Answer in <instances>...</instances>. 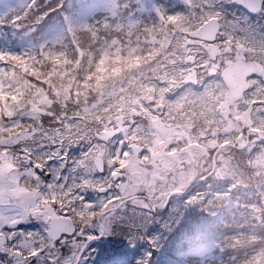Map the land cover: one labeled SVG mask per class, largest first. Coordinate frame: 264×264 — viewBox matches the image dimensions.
<instances>
[{
  "label": "clouds",
  "instance_id": "1",
  "mask_svg": "<svg viewBox=\"0 0 264 264\" xmlns=\"http://www.w3.org/2000/svg\"><path fill=\"white\" fill-rule=\"evenodd\" d=\"M101 2L0 12L29 40L0 66V198L23 221L0 224V264H76L105 221L193 215L217 264H264V0Z\"/></svg>",
  "mask_w": 264,
  "mask_h": 264
},
{
  "label": "snow or ice",
  "instance_id": "2",
  "mask_svg": "<svg viewBox=\"0 0 264 264\" xmlns=\"http://www.w3.org/2000/svg\"><path fill=\"white\" fill-rule=\"evenodd\" d=\"M242 5L248 9L256 10L259 0H240ZM16 17H13V20H16ZM21 59L18 55H13L10 52L0 51V66H3L5 61H19ZM107 211V210H106ZM14 220L15 224L20 227L22 230L23 221L16 216V210L11 207L10 204H6L5 201L0 198V224H3L5 220ZM119 230L122 234V237L127 240L129 245L134 246L138 240H147L150 245L155 247L157 245V237L149 236L148 229L144 226H137L135 221L132 220L131 223L119 225V229L112 224L111 221H105L102 224L97 225V228L91 232L86 233L82 237H77L76 240L71 241V246L76 248L79 251V258L76 259V264H80V260H86V253H89L93 249L94 244H101L106 241L110 236H113V233ZM61 231L59 226H55L53 231L50 233V238L55 240L57 233ZM3 244V241H0V245ZM23 247H28L29 242H22ZM4 249L0 246V252ZM36 253L33 252L32 255ZM151 252H146L143 257H141L136 264H150ZM71 259L69 258L67 264H71Z\"/></svg>",
  "mask_w": 264,
  "mask_h": 264
},
{
  "label": "trees",
  "instance_id": "3",
  "mask_svg": "<svg viewBox=\"0 0 264 264\" xmlns=\"http://www.w3.org/2000/svg\"><path fill=\"white\" fill-rule=\"evenodd\" d=\"M2 34L4 37L2 39L4 45H2V43L0 44L1 46L0 51L4 50L10 53H20L29 44V42H22V43L17 42L16 41L17 36L21 38L20 32L18 29H13L9 25H4V27L2 28ZM152 229L155 230V228ZM139 256L143 257L141 253H139ZM206 261L208 262V264H217L218 254L210 256Z\"/></svg>",
  "mask_w": 264,
  "mask_h": 264
},
{
  "label": "rangeland",
  "instance_id": "4",
  "mask_svg": "<svg viewBox=\"0 0 264 264\" xmlns=\"http://www.w3.org/2000/svg\"><path fill=\"white\" fill-rule=\"evenodd\" d=\"M6 3L10 2L11 0H4ZM101 0H84V3H82L78 8H77V13L79 16H84V15H88L90 14L93 10H96V4H99L98 2ZM100 7L103 8V4H100ZM116 238V236H115ZM112 239H110L109 237L106 239V241L102 242L105 244H109L111 243ZM119 241V240H117ZM115 241V242H117Z\"/></svg>",
  "mask_w": 264,
  "mask_h": 264
}]
</instances>
